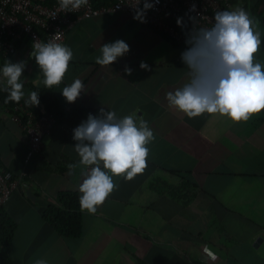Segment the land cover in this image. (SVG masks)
<instances>
[{"label": "crops", "instance_id": "0c3cea01", "mask_svg": "<svg viewBox=\"0 0 264 264\" xmlns=\"http://www.w3.org/2000/svg\"><path fill=\"white\" fill-rule=\"evenodd\" d=\"M247 2L245 11L258 22L262 41L255 59L264 64V1ZM116 40L125 41L130 51L109 66L97 64L101 46ZM26 42L20 37L3 62L24 63L21 82L27 98L31 89L26 83L42 85L44 75ZM63 45L71 48L73 59L61 84L54 86L60 108H107L118 120L135 114L137 126L142 116L155 139L148 145L143 174L131 181L113 177L117 188L104 204L94 215L84 211L81 235L65 236L43 217V210L58 201L60 191L78 188L85 178L75 146L57 121L44 136L42 150L25 163L27 135L0 101V160L32 182L4 204L17 223L5 250L13 263L264 264V110L234 123L218 114L188 118L169 107L165 94L188 79L180 58L187 48L122 11L79 21L68 29ZM141 61L151 71L142 70ZM75 79L85 91L69 103L62 90ZM70 164L78 165L72 174ZM181 175L191 184L177 196L165 185H179ZM192 243L204 245L201 257Z\"/></svg>", "mask_w": 264, "mask_h": 264}, {"label": "clouds", "instance_id": "9594fccd", "mask_svg": "<svg viewBox=\"0 0 264 264\" xmlns=\"http://www.w3.org/2000/svg\"><path fill=\"white\" fill-rule=\"evenodd\" d=\"M160 0H136L133 19L146 22V14L155 9ZM71 5V8H69ZM88 0H59L60 10L76 11L87 6ZM189 12H197L193 4ZM196 16L189 15L193 27L187 32L185 43L189 46L181 53V60L187 66L188 79L182 87H177L165 94L168 106L178 110L188 118L203 114L227 117L234 123L247 122L253 115L264 110V64L257 62L255 54L260 50L261 34L256 30L258 23L250 18L245 9L237 5L233 10H218L214 14L211 28L195 24ZM177 26L182 31L188 28L183 17H177ZM57 33L47 43L33 44L32 56L44 75L43 84L51 89L61 84L73 59L71 48L57 43ZM102 55L96 63L102 66L113 64L118 57L130 51V46L123 40L103 44ZM24 63L6 61L0 69L6 79L8 93L5 103L19 102L24 99V84L21 77ZM139 67L151 71L150 66L141 61ZM124 72L132 74V69L125 66ZM85 91L80 79H75L62 90L63 97L69 103L75 102ZM26 106H38V92L33 91L27 99ZM101 117L88 115L87 121L73 129V139L78 141L74 147L83 165L81 175L85 177L78 186L81 211L95 214L110 194L117 188L113 177L123 176L131 181L147 168L148 145L155 139L148 122L141 116L139 126L135 114L117 119L115 111L100 110ZM87 142V143H86ZM77 164L68 167L72 174ZM207 251V249H205ZM214 260L216 257L208 253ZM35 264H48L44 259Z\"/></svg>", "mask_w": 264, "mask_h": 264}, {"label": "built area", "instance_id": "2783aa9c", "mask_svg": "<svg viewBox=\"0 0 264 264\" xmlns=\"http://www.w3.org/2000/svg\"><path fill=\"white\" fill-rule=\"evenodd\" d=\"M136 0H111L110 2L95 3L88 0L87 6H82L76 11L60 10L59 0L52 3L43 0H0V69L3 68V56L12 53L16 48V42L20 37H25L26 50L33 51V44L36 42L47 43L59 33L60 39L57 43H64L67 31L70 27L84 19L92 18L101 14L122 11L134 16ZM195 4L199 13L195 24L196 28H211L214 22V14L218 10H233L237 5L244 9L247 0H160L155 9L149 10L146 14V22L143 25L150 26L167 36L172 42L189 46L185 43L187 32L193 27L188 17L196 16L197 12H189L190 7ZM140 7H143L141 0ZM71 8V5H69ZM177 17H183L188 28L183 30L177 26ZM141 23V22H140ZM0 85L6 86V79L0 73ZM16 111H21L26 118L21 121L17 113H14L27 135L28 151L25 163L43 148L44 136L49 133L57 118L51 113H44L37 116L32 106L19 104ZM30 182L24 173L15 174L6 167L0 160V206H3L11 194L24 189ZM162 185H157L162 189ZM193 251L201 257L204 245L192 243ZM0 264H3L0 253Z\"/></svg>", "mask_w": 264, "mask_h": 264}, {"label": "trees", "instance_id": "16d2710c", "mask_svg": "<svg viewBox=\"0 0 264 264\" xmlns=\"http://www.w3.org/2000/svg\"><path fill=\"white\" fill-rule=\"evenodd\" d=\"M55 0H48V3H52ZM111 0H94L95 3L110 2ZM264 1V0H262ZM26 85L31 89V92H38L39 105L32 106V110L37 116L44 113L53 114L58 122L64 124L66 141L72 145L79 143L73 139V129L78 127L82 122H86L88 115L91 114L93 117L100 118L103 109L106 113L110 111L107 108L98 107H69L68 109H61L59 104V96L55 91L54 86L49 89L44 84L37 85L33 82H28ZM5 87L0 85V101L4 106L12 113H17L21 121H24L26 116L21 111H16V106L19 104H25L24 97L19 104L15 102L5 103V98L8 95L4 91ZM87 143V142H86ZM177 172L176 170H171ZM183 180L179 185L167 184L165 187L169 191L177 196H180L184 188L190 185V181L186 179L184 175H181ZM157 183H153L155 186ZM76 189H66L59 192L58 201H50L47 203L43 210V217L53 226L55 230L65 236H80L83 227V215L84 211H81L79 204L80 193ZM17 228L16 221L12 218L5 206H0V253L3 260V264H15L5 254L6 248L11 244L15 230Z\"/></svg>", "mask_w": 264, "mask_h": 264}, {"label": "water", "instance_id": "95a60500", "mask_svg": "<svg viewBox=\"0 0 264 264\" xmlns=\"http://www.w3.org/2000/svg\"><path fill=\"white\" fill-rule=\"evenodd\" d=\"M27 194H28L29 197H31V198L34 199V200H35L36 197H37L36 194H35L32 190H30V189L27 190Z\"/></svg>", "mask_w": 264, "mask_h": 264}]
</instances>
